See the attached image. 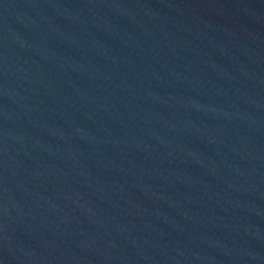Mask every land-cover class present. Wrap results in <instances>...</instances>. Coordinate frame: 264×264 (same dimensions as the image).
I'll return each instance as SVG.
<instances>
[{
    "label": "water",
    "instance_id": "1",
    "mask_svg": "<svg viewBox=\"0 0 264 264\" xmlns=\"http://www.w3.org/2000/svg\"><path fill=\"white\" fill-rule=\"evenodd\" d=\"M0 264H264V0H0Z\"/></svg>",
    "mask_w": 264,
    "mask_h": 264
}]
</instances>
